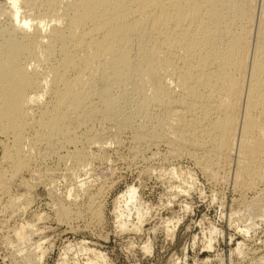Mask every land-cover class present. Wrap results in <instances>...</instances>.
<instances>
[{
    "label": "bare ground",
    "instance_id": "obj_1",
    "mask_svg": "<svg viewBox=\"0 0 264 264\" xmlns=\"http://www.w3.org/2000/svg\"><path fill=\"white\" fill-rule=\"evenodd\" d=\"M253 2L31 0L23 11L19 0H8L12 29L0 31V134L11 139L9 169L27 168L39 147L50 154L82 141L101 147L92 126L113 124L131 131L139 146L165 142L169 154L191 156L212 180L237 149L236 185L255 189L264 181V11L256 20ZM64 152L77 165L88 156ZM8 171H0L1 187ZM259 199L248 206L249 226L263 206ZM118 202L128 210L135 192L128 189ZM56 211L67 220L62 205ZM136 215L140 225L144 214ZM27 232L22 227L16 235ZM35 256L32 249L27 259Z\"/></svg>",
    "mask_w": 264,
    "mask_h": 264
},
{
    "label": "rangeland",
    "instance_id": "obj_2",
    "mask_svg": "<svg viewBox=\"0 0 264 264\" xmlns=\"http://www.w3.org/2000/svg\"><path fill=\"white\" fill-rule=\"evenodd\" d=\"M19 1L24 11L31 0ZM7 3L0 0V31L10 32ZM253 3L257 20L264 0ZM97 125L92 134L102 137L101 147L82 141L66 148L87 153L79 165L64 159L66 149L50 154L39 147V156L18 173L4 159L11 139L0 134V171L9 170L0 186V264H264L258 212L264 210V181L255 189L236 185L237 149L212 180L191 156L169 154L165 142L139 146L131 131ZM128 189L136 204L125 210L116 202ZM254 198L263 206L249 226ZM57 205L68 211L67 220L58 217ZM22 227L26 238L16 235ZM32 249L36 256L29 260Z\"/></svg>",
    "mask_w": 264,
    "mask_h": 264
}]
</instances>
